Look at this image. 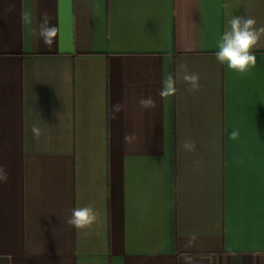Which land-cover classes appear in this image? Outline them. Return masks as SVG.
Masks as SVG:
<instances>
[{
	"label": "crops",
	"instance_id": "0c3cea01",
	"mask_svg": "<svg viewBox=\"0 0 264 264\" xmlns=\"http://www.w3.org/2000/svg\"><path fill=\"white\" fill-rule=\"evenodd\" d=\"M233 16L264 0H0V264H264V37L218 63ZM181 65L199 91L160 95Z\"/></svg>",
	"mask_w": 264,
	"mask_h": 264
},
{
	"label": "clouds",
	"instance_id": "9594fccd",
	"mask_svg": "<svg viewBox=\"0 0 264 264\" xmlns=\"http://www.w3.org/2000/svg\"><path fill=\"white\" fill-rule=\"evenodd\" d=\"M46 23V22H45ZM257 21L250 16H233L227 21V26L222 36L217 40V51L215 52L216 61L225 65L229 70L239 72L241 74L251 72L256 67L257 55L256 49L264 37V26L256 27ZM53 27H42L41 35L45 38L46 43H51L49 37L54 33ZM180 79L189 85L191 91H199L200 76L198 73L189 72L186 65H181L176 76L169 75L160 95L171 96L176 92V80ZM141 108H154L155 101L150 97H141L137 101ZM125 105L117 103L112 105L111 118L117 119V114L123 110ZM32 132L34 137L38 138L40 129L33 126ZM238 133L233 132L232 138H237ZM136 139L135 135H125V143H131ZM182 148L188 152H194L196 143L193 140H186L182 144ZM8 174L3 165H0V183H7ZM98 220L97 211L91 206H78L71 209L66 223L78 230L89 229ZM190 260L191 258H186Z\"/></svg>",
	"mask_w": 264,
	"mask_h": 264
},
{
	"label": "trees",
	"instance_id": "16d2710c",
	"mask_svg": "<svg viewBox=\"0 0 264 264\" xmlns=\"http://www.w3.org/2000/svg\"><path fill=\"white\" fill-rule=\"evenodd\" d=\"M182 264V263H181Z\"/></svg>",
	"mask_w": 264,
	"mask_h": 264
}]
</instances>
